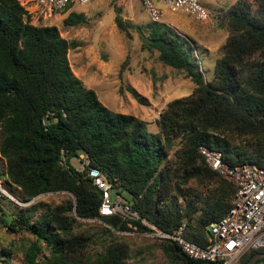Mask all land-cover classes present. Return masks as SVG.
Instances as JSON below:
<instances>
[{"label": "trees", "instance_id": "16d2710c", "mask_svg": "<svg viewBox=\"0 0 264 264\" xmlns=\"http://www.w3.org/2000/svg\"><path fill=\"white\" fill-rule=\"evenodd\" d=\"M252 1L254 9L238 0L223 10L228 33L211 79L187 38L158 22L151 21L147 34L135 26L142 49L158 51L160 61L195 85L189 95L166 104L154 132L138 117L104 106L74 75L67 57L74 44L56 26L33 25L18 0H0V153L7 180L23 202L46 193L71 196L43 204V211L34 200L6 224L10 232L23 230L34 238L24 248L23 264H130L122 243L91 252V238L74 229L78 218L142 233L151 229L141 219L167 232L184 223V236L205 244L206 228L229 211L236 188L207 166L198 146L220 150L231 166L264 167V0ZM83 19L71 12L64 22ZM115 23L124 31L133 26L119 15ZM175 140L181 143L172 157ZM81 155L117 193L130 196L125 203L138 219L99 212L104 197L88 186V167L71 163ZM191 180L205 193L196 196L185 188ZM155 239L171 264H217L189 259L174 242ZM43 248L48 255L41 254ZM258 251H248L239 264Z\"/></svg>", "mask_w": 264, "mask_h": 264}, {"label": "rangeland", "instance_id": "374dc122", "mask_svg": "<svg viewBox=\"0 0 264 264\" xmlns=\"http://www.w3.org/2000/svg\"><path fill=\"white\" fill-rule=\"evenodd\" d=\"M18 1L26 9L31 24L54 25L61 37L74 44L67 53L71 70L86 87L95 91L104 106L118 113L138 117L146 122L150 131H158L156 121L168 102L189 95L195 87L184 72L160 61L158 51L141 48L142 41L135 26L147 34L151 20L140 0H91L86 4L74 2L51 15L40 8L36 0ZM198 1L208 11L207 20L198 22L185 13L160 6L161 23L178 37L187 38L205 78L211 79L228 33L223 24V10L238 0ZM244 1L251 9L255 8L252 0ZM71 12L82 14L84 19L76 25H66L64 20ZM117 15L124 23L129 22L133 26L128 27L127 31L118 28L115 23ZM131 90L143 100L142 103L133 97ZM180 143L179 140L174 141L170 150L172 157ZM80 159L71 160L79 170L82 169ZM5 187L21 201L17 190L11 187L7 179ZM185 188L196 196L206 191L198 187L194 180L188 182ZM62 193L38 195L34 199L38 210L43 211V204H59L66 198L65 195L71 197L69 193ZM122 193H117L115 188L110 189L109 201L114 203L118 195L121 201L129 203L130 196L126 192ZM178 202L183 205L185 200L179 197ZM20 207L25 206H19L6 197L0 201V251H3L0 261L6 257L8 264H23L24 248L34 239L27 231L10 232L7 229L6 224L20 212ZM105 226L110 228L99 220L78 218L74 229L91 238L88 247L91 252L100 253L109 244L122 243L129 249L130 264H171L156 239L148 233L115 231L113 228H110L109 233L104 232ZM41 254L48 255V252L43 248Z\"/></svg>", "mask_w": 264, "mask_h": 264}, {"label": "built area", "instance_id": "2783aa9c", "mask_svg": "<svg viewBox=\"0 0 264 264\" xmlns=\"http://www.w3.org/2000/svg\"><path fill=\"white\" fill-rule=\"evenodd\" d=\"M90 1L36 0L37 5L49 15L62 11L71 3L86 4ZM140 2L152 22L163 21L160 6L185 13L198 22L205 21L209 17L208 11L198 0H140ZM197 150L209 168L230 181L236 188L232 207L224 216L211 222L206 228L205 244L200 245L186 238L184 223L171 232H167L144 219L141 220L151 229L147 232L148 235L174 242L189 259L217 264H239L248 251H264V167L252 163L231 166L224 161L223 154L218 149L199 145ZM80 157L81 170L88 167L92 184L99 187L103 193L104 199L99 212L103 215L120 214L131 219H138L137 213L133 212L127 203L121 201L118 195L114 203L109 201L108 191L113 188L111 183L102 178L97 168L89 167L90 161L87 156ZM6 179L5 159L0 153V201L6 197L19 206H28L34 201L35 198L27 202L16 199L5 187ZM0 264L3 263L0 261Z\"/></svg>", "mask_w": 264, "mask_h": 264}, {"label": "water", "instance_id": "95a60500", "mask_svg": "<svg viewBox=\"0 0 264 264\" xmlns=\"http://www.w3.org/2000/svg\"><path fill=\"white\" fill-rule=\"evenodd\" d=\"M87 184H88V186H89L91 189H93L94 191L98 192L100 195H103L101 189H100L99 187H97V186H95V185L92 184V180H91V179L87 180ZM262 258L264 259V251H258V252H255V253L249 258V260L247 261L246 264H256L257 261H258L259 259H262Z\"/></svg>", "mask_w": 264, "mask_h": 264}, {"label": "crops", "instance_id": "0c3cea01", "mask_svg": "<svg viewBox=\"0 0 264 264\" xmlns=\"http://www.w3.org/2000/svg\"><path fill=\"white\" fill-rule=\"evenodd\" d=\"M21 263V262H20ZM22 264V263H21Z\"/></svg>", "mask_w": 264, "mask_h": 264}]
</instances>
